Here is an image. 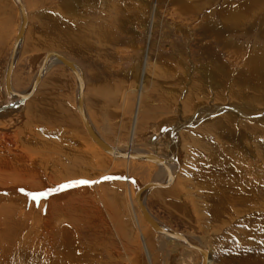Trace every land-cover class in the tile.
Masks as SVG:
<instances>
[{"label": "rangeland", "instance_id": "rangeland-1", "mask_svg": "<svg viewBox=\"0 0 264 264\" xmlns=\"http://www.w3.org/2000/svg\"><path fill=\"white\" fill-rule=\"evenodd\" d=\"M23 1L29 26L12 74L13 89L17 92L28 89L48 51L59 53L77 64L84 75L88 112L106 142L147 151L153 137L151 128L159 130L158 137L163 132L166 135L175 133V148L164 156L179 163L173 184L179 181L188 199L173 196L159 199L153 194L160 190H152L144 198L149 213L174 232L199 241L210 252V264H264V205L260 207L252 201L241 200L251 195L252 190L254 193L255 186L248 189L250 183L257 181L264 185V137L256 134L257 129H264V125L252 117L264 113L263 12L254 14V11L249 15L241 12L242 9H230L245 3L244 0H216L215 4L200 5V8L195 6L203 0H189L188 3L195 6L185 13L178 12V0ZM229 4L233 5L227 7ZM153 10L157 13L151 15ZM210 12L214 13L213 17H209ZM231 12L242 14L244 22L233 26L228 21ZM19 18L10 0H0V24L13 31L9 49L0 65V105L4 103V69L20 24ZM91 24L98 27L97 37L92 39L90 33L85 45L84 42L76 43L75 39L83 38ZM58 28L64 31L66 39L74 40L72 47L53 46L52 43L62 38L61 35L59 38ZM151 29L149 43L147 35ZM148 47V66L142 85L140 80ZM251 54L257 60L263 59L253 69ZM207 75L214 77L215 83L209 81ZM140 87H143L141 91ZM138 93L141 94V112L132 139ZM36 102H47L57 106L56 109L63 106V120L66 115L73 126H64L60 122L34 124L33 121L32 124L33 117H27L21 108H16L11 114L0 116V139L3 135L16 138L18 142L13 147L25 151L28 157L24 163L32 168L34 161L35 165L52 168L58 160L67 158V151L81 152L77 156L96 157L94 165H85V173L68 182L60 181L57 187L78 181L94 182L88 184L91 190L88 195L95 198L92 202L102 211L100 214L94 211L82 213L73 218V224L67 220L63 222V217L57 218L45 230L41 215H45L46 208L39 211L38 204L34 208L30 204L20 207L16 200L0 199V264L202 263L199 254L159 239L144 221L136 223L132 218L126 198L128 190L136 192L155 180L159 169L147 162L126 164L106 156L108 160L93 151L75 114L76 80L68 69L61 64L48 69L29 103ZM240 106L249 108L245 110ZM147 108L157 109L153 112L155 115L146 116L143 110ZM251 108L254 113L249 111ZM228 136L236 144H232V138ZM243 146L251 151L248 156L239 150ZM5 147L7 144L0 156L11 155V150ZM44 156L47 158L42 161ZM118 175L123 178H114ZM215 175H223L226 184L225 199L220 196V208L210 202L211 195L217 198L211 180ZM127 179H130L128 184ZM29 184L12 181L0 187L7 190ZM116 185L122 195V201H119L121 230L108 212L111 210L108 204L113 198L100 195L104 188H112L111 194H114ZM76 187L81 186L76 184ZM62 253L71 256L72 261L67 263ZM79 255L84 257L81 259Z\"/></svg>", "mask_w": 264, "mask_h": 264}, {"label": "bare ground", "instance_id": "bare-ground-1", "mask_svg": "<svg viewBox=\"0 0 264 264\" xmlns=\"http://www.w3.org/2000/svg\"><path fill=\"white\" fill-rule=\"evenodd\" d=\"M10 1L12 2V5L14 4L15 8L18 11L19 17H20L19 18L20 24H19V26L17 28V31H16V34L14 36L13 44H12V47L10 49V52H11V50L13 48L16 36L18 34V31H19V29L21 27L23 13L25 14L26 22H25V25H24L23 35L21 37L20 43L18 44L17 51L15 52V55H14V60H13L12 63H10L9 62V58H8L7 59V64L5 65L4 76H3V79H2V88H3V90H2L3 94L2 95L4 96V103L2 105H0V116L11 114L13 109H16V108L20 109L21 108L20 109L21 112H25L27 117H29V118L33 117L32 120H31L32 124H33V121L35 122L34 124H37V123H39V124H57L58 123L59 124V122H60L64 126H69V127L73 126V125H71V119H69L66 115H65V119L63 120V117H62L63 116V111H64V108H62L63 106H61V107L59 106L60 109H61V112H60L59 107H58V109H56L55 107H57V106H55V105L50 106L49 104H47V102H44L43 104L39 103V102H36V103H33V104L29 103L30 99L33 98L34 95L36 94V91L38 90V87H40L41 80L43 79V77H44L45 73L48 71V69L54 64H61L62 66H64L75 77V80H76V104H75V112L76 113L75 114L78 117L85 134L89 138V141H91L90 145L93 148V151L95 150V152H97L99 155H101V156H103L105 158L109 157V159L113 158V160H119L121 162L122 161L123 162H127L126 164H130L131 162H141V163L147 162V163L155 164L157 166V168L159 169V175H157L158 177L157 178L155 177L156 178L155 180L149 181V182L146 183V184H148V183H157V184L153 185V186L151 185L150 187H147L143 192L140 193L139 197H138V190L140 188H142L143 186L140 187L136 192L133 191L131 193L128 190L126 198L128 199L129 205L131 207V213L133 215L132 218H134L136 223H138V221L140 222L141 220L144 221L146 223V225L149 226V228L155 233V236H157L159 239L160 238L161 239H166V241H168V242H171V243L173 242V243H176L177 245L183 246L184 248H186L190 252L195 253V254H199L201 259H202V253L198 250L197 247L205 250L207 252V263L206 264H210V261H211L210 252L208 251L207 248L203 247V245H201L199 241H197L196 239H194L192 237H186V236L183 235L190 243L195 244L196 245L195 247L189 246L184 241H180L179 239H177V237L182 235V234L177 233L176 231L174 232L173 229H170V228L164 226L158 220H156V218H154L149 213V211L146 208L145 203H144V198H145L146 194L148 192H150V191L152 192V190L153 191L154 190H160V191H156L153 194L155 197H157L159 199L160 198L170 199L172 196L174 198L175 197L181 198V200L182 199H188L187 193L186 194L183 193L184 187L181 188V183L178 181V179H177L178 182L176 184H173L174 179L176 177V174H177V172H178V170L180 168L179 163L174 161L173 160L174 158L164 156V154H167L166 152L168 150H171V149L174 150V148H175L174 147V145L176 144L175 143L176 142V140H175L176 137L174 135L175 133L173 132V134L169 135V132H168V134L166 135L163 132V134L161 133L162 135H160L158 137V131L159 130L156 127L155 128H151L150 130L153 133V135H152L153 137L151 138V140H149L150 148L149 147L148 148L150 150H147V151H145V150H136L134 148L126 149V148H122L120 146L112 145V144H109L108 142H106L104 140V138H102V136L98 132V130L95 127L94 123L92 122L90 114L88 112L89 110H88V106H87L86 98H85L86 85H85V81H84L83 72H82L81 68L77 64H75L74 62H72L68 58L67 59L69 61H71L72 63H74L77 66V71L80 74L79 83H78V80L76 79V75H75L74 71L69 69L68 67H66L64 64H62L56 57L52 56V57L47 59L46 64L43 67L42 77L36 83V85L33 86V81H34L35 76H36V74L38 72V69L42 65V61H43V59L45 57L44 56L43 59L41 60L40 64H39L37 70H36V73H35L33 79L31 80V83H30V86L28 87V89L23 91V92L15 91L13 89V85H12V74H13V71H14L18 56L20 54L21 48H22L23 43H24V39H25V35H26V29L29 26L28 25L29 24V15H28V11H27L26 5H25L23 0H20V2L22 4V7H23V11L22 12L20 10L21 8H19V5H18V3L15 0H10ZM178 1H179V3L177 4L178 12H181V13L184 12L185 13L186 11H189L190 8L194 9L195 5L191 6V3H188L189 0H178ZM214 1L216 2V0L199 1V5H196L195 7L196 8H200V5H201V7H204L205 5H209V4L212 5V3H214ZM243 2H245V3H240V4L236 5V6L235 5L232 6L233 4L232 5L229 4V5H227V7L232 6L230 9H234V10H241L242 9L241 12H245L246 14L249 13V15L251 13H253L254 11H255L254 14L258 13V12H263V14H264V0H244ZM214 4H213V6H214ZM155 8H157V7H155ZM227 11H228V8H227L226 12ZM156 13H157V10H153L151 15L156 14ZM213 16H214V13L210 12V16L209 17H213ZM241 16H242V14H240L239 12L232 13L229 16V20L228 21L231 22L233 24V26L235 24L239 25L244 20V19H241ZM248 16H246V17H248ZM251 18H252V16H251ZM254 19H255V17H254ZM212 23H213V21H212ZM58 25L61 26V24H58ZM101 26H102V24H101ZM98 31L99 30H98V27H96V24L94 26L91 24L90 30L88 32H87V30L85 31L86 35L83 38H80V37L76 38L75 41H76V43L77 42H80V43L84 42L83 44L85 45L87 36L88 35L90 36V33H91V38L94 39V38L97 37ZM152 31H153V29H151V31H149L148 32L149 34L147 35V40L149 41V43H150V40H151V37H150L151 35L150 34H152ZM57 32L59 33L58 34L59 38H60V35L62 36V38H61L60 41H58L56 43H52L53 46H55V47H65V48L69 47V46L72 47V43H74V40L71 41L70 39H66V37H64V35H65L64 31H62L61 28H58ZM260 35H263V34L260 33ZM93 43L91 42L90 44H93ZM87 44H88V42H87ZM146 50H147V53L145 54L146 60L144 62V65H145L144 72L142 73V76L140 75L141 76L140 83H142V85H144V79H145V76H146V71H147V66H148L149 47ZM10 52H9V55H10ZM253 55L254 54L250 55L251 61H252L250 66H252V69L254 67H256V66H259L260 63L263 61V59L260 56H258L260 58H259V60H257L258 58H253ZM254 61H255L256 65H254ZM8 65H10V66H8ZM9 68L11 70L10 79L8 80V82H6V79H5L6 78V73H7V70ZM209 74H211V73H209ZM207 77H209V81L213 82V80H214V83H215L216 79H213L214 77L212 78L211 76H208V75H207ZM142 88L140 87V91L142 90ZM79 93H81V96H82L81 97V99H82V103L81 104H82V108H83V113L85 114V116H86V118H87V120L89 122L90 127L92 128L93 132L96 133L99 136V138L106 144V146H109V147H111L114 150L113 153L111 151L109 152L107 147H103L100 143H98V141L93 139L92 136L90 135V133L88 132L87 127H86V125H85V123L83 121L82 114L78 110V103H77L78 99L77 98H78ZM19 95H21V96L23 95L25 97L22 96V98H21ZM138 96L139 97L136 99V104H135L134 113H133L132 132H131V134H132L131 138L132 139H133V136H134V131H135V127H136L135 125L137 123V118H138V116H139V114L141 112V110H140V107H141L140 96H141V94H139ZM114 98L117 99V97H114ZM118 100L120 101V99H118ZM12 103H15V105H11ZM245 107L249 108V106H245ZM239 108L242 109L243 107L240 106ZM246 108H243V109L247 110ZM156 110L144 109L143 111H144L146 116H148V115L152 116V115H155L156 112L154 114H153V112L156 111ZM235 110L237 111L236 108H235ZM249 111H251V113L255 112V111L252 110V108L249 109ZM52 112H54V113H52ZM99 117H102V116L99 115ZM252 117H253V120L255 122H259L260 124L264 125V113L259 115V116H252ZM185 126H187V125H185ZM157 127H160V125L157 126ZM204 129H206V128H204ZM174 130H175V128L172 129V131H174ZM256 134H259V135L264 137V129H257ZM165 135H166V137H165ZM228 138H232V137L228 136ZM230 141H231L232 144H236V142L233 141V138ZM17 142H18V140L16 138H11L9 135L8 136L7 135H3L2 139H0V153H2V148L6 144H7L8 147H5V148H8L9 150H11V155L9 153H7L5 156H0V186H2V185L5 186V185L11 183L12 181L13 182H26V183H30V184L27 187L17 186V187L9 188L7 190H4L3 188L1 189V187H0V199H4V198L7 197L6 200H8V201L16 200V201H18L20 203V205H19L20 207H25V206L27 207V205L28 206L31 205V207L34 208L35 204H38L39 205V211H41V209L46 208L47 210L44 211L45 215L42 216L43 214L41 213L42 214L41 217L43 218L42 219L43 226H44L45 230L48 227V225L51 224L50 222L57 220V218L63 217L64 218L63 222L67 220V222H69V224H73L74 223V222L72 223L73 218L76 219V216H78V215L81 216L82 213H87L88 211H90V212L94 211L95 214H100L101 213L102 210L100 211V208L98 206H96V204H94V202H92L93 199H95V198L92 197V196L89 197V195H88L91 192L90 187H89L88 184H80V186H81L80 188L79 187L78 188L77 187L74 188V186L76 185L74 183H71V184L68 183V185H71V186H68V187H62V185L60 187H57V183H59L60 181H67L68 182V181H70V179H74V177H77V176L85 173L84 172L85 165L87 166V165H89V163L94 165L96 163V157L89 156L88 154L87 155L77 156L78 153L81 154V152H78L76 154L74 152L67 151L68 152L67 155L65 154L66 155L65 157H67V158L63 157L64 159L60 160V162L58 160L57 161L58 163H56V164L54 163L52 168H48L47 166H46L47 168L46 167L43 168V167H41V165H35L36 161H34V167L32 168L31 166L27 167V165H25V163H24L25 161H27V157H28L26 155L25 151L24 150H18V148L16 149L15 147H13V144H15ZM217 144H219V143L217 142ZM246 148H248V147L243 146L239 150L242 151V155L248 156V154H250L251 151L248 150L249 148L248 149H246ZM57 149H59V148H56V150ZM242 149H244V150H242ZM231 151H232V149H231ZM117 152H120V154H122V155L118 154ZM143 153L153 154L154 156L159 158V160H163L165 164L161 163V162L159 163L156 160L147 159V158H144V157H138L137 156L138 154H143ZM262 153L264 155V152H262ZM72 154H73V156H72ZM62 155H63V153H62ZM134 155H136V157ZM217 155L219 156V153ZM15 156L17 157L16 160H15V158H16ZM212 156L215 157V155H212ZM72 157H74L75 160H73ZM46 158H47V156L46 157L44 156V158H42V161H44ZM256 158H258V157H256ZM218 159H220V158H218ZM69 160L71 162H69ZM136 160H138V161H136ZM238 163H240V162H238ZM90 167H92V166H90ZM221 167L223 168V166H221ZM126 169H128V168H126ZM40 170L41 171H48V172L50 171V173L45 172L43 174ZM222 176L223 175H221V177L218 176V175H215L211 179L213 181V183H212L213 184L212 185L213 188H212V186H211V188L213 189V192L216 194L217 198L215 196L211 195L210 202L215 204V205H218V207L222 205V200L221 199L222 198L225 199L224 185H226V184L223 182V177ZM114 178L122 179L123 176L122 175H118V176H114ZM110 179H112V178H110ZM129 182H130V179H127V184ZM234 183H235V181H234ZM251 187H254V189H255L254 193H252V191H253L252 190L250 192L251 195L248 194V196L244 197L241 200L242 201H244V200L245 201H252L254 204L262 207L264 205V185L262 183H257V181H256L255 184L252 182V184L250 183L248 185V189L251 188ZM58 189H60V190H58ZM119 191H121V190L116 185L114 194H111V192H113L112 188H109V189L108 188H104L103 190L101 189L102 193L100 195H101L102 198L104 196H106L107 198H113L108 204V206L110 205V209L111 210L110 211L108 209L107 210L110 213V215L113 216L114 220L116 221V223H117L116 227L119 228V230H121V226L122 225L120 226V224H121L122 220H120V219L122 217V211H121V208H120V202L119 201H122V195H121V193ZM38 193H49V194L46 195V196L40 197L37 200H33L31 194H38ZM228 197H229V195H228ZM232 201H234V200H232ZM12 202H10V204ZM210 205L214 206L212 204H210ZM143 209H145V211ZM143 212H147L148 215L152 218V220H154L160 227L162 226L165 229L164 230L165 232L160 231V230H156L154 228V226L152 225V223L145 218ZM55 223L56 222H54L53 224H55ZM57 223H59V222H57ZM47 229H49V228H47ZM175 234L178 235V236H175ZM58 239H60V238H58ZM68 243H69V241H68ZM144 245H145V243H144ZM177 247H179V246H177ZM63 255H64V259H65V261L67 263L72 261L71 256L70 257L66 256L67 254H63ZM73 256H76V255L73 254ZM83 257H80V255H79V258L82 259ZM47 263H49V262H47Z\"/></svg>", "mask_w": 264, "mask_h": 264}, {"label": "water", "instance_id": "water-1", "mask_svg": "<svg viewBox=\"0 0 264 264\" xmlns=\"http://www.w3.org/2000/svg\"><path fill=\"white\" fill-rule=\"evenodd\" d=\"M17 3H18V5H19V8H21L20 10H21V12L23 11V7H22V4H21V2H20V0H15ZM25 22H26V19H25V14L23 13V16H22V23H21V27H20V29H19V31H18V34H17V36H16V39H15V42H14V45H13V48H12V50H11V52H10V55H9V62L10 63H12L13 62V60H14V55H15V52L17 51V47H18V44L20 43V40H21V37H22V35H23V30H24V25H25ZM52 56H54V57H56L62 64H64L66 67H68L69 69H71V70H73L74 71V73H75V75H76V79L78 80V83H79V81H80V74H79V72L77 71V66L74 64V63H72L71 61H69L67 58H65L64 56H62L61 54H59V53H55V52H53V51H48L47 53H46V55H45V57H44V59H43V61H42V65H41V67L38 69V72H37V74H36V76H35V79H34V81H33V86H35L36 85V83L40 80V78L42 77V73H43V67H44V65L46 64V61H47V59L48 58H50V57H52ZM8 66H10V65H8ZM10 74H11V70H10V68L7 70V73H6V82H8V80L10 79ZM21 98H22V96L21 95H19ZM23 97H25V96H23ZM81 93H79V95H78V100H77V103H78V110H79V112L82 114V118H83V121H84V123H85V125H86V127H87V130H88V132L90 133V135L92 136V138L93 139H95L96 141H98V143H100L103 147H107V149L109 150V152L111 151L112 153L114 152V150L111 148V147H109V146H106V144L99 138V136L96 134V133H94L93 132V130H92V128L90 127V125H89V122H88V120H87V118H86V116H85V114L83 113V108H82V99H81ZM22 100V99H21ZM11 105H15V103H12ZM118 154H120V152H117ZM120 155H122V154H120ZM135 157H136V155H134ZM138 157H144V158H147V159H152V160H156V161H158L159 163L161 162V163H164V161L163 160H159V158H157L156 156H154L153 154H150V153H143V154H138L137 155ZM165 164V163H164ZM157 183H148V184H146L145 186H143L142 188H140L139 190H138V197L140 196V193L141 192H143L147 187H150L151 185L153 186V185H156ZM141 205V204H140ZM144 211H145V209H143ZM144 213V216H145V218L148 220V221H150L151 223H152V225L154 226V228L156 229V230H160V231H163V232H165L164 230V228L161 226H159L154 220H152V218L148 215V213L147 212H143ZM167 232V231H166ZM174 235V234H173ZM175 236H178V235H176L175 234ZM177 239H179L180 241H184L186 244H188L189 246H192V247H195L196 245L195 244H193V243H190L183 235H180V236H178L177 237ZM198 248V250L202 253V264H206L207 263V252L205 251V250H203V249H201V248H199V247H197Z\"/></svg>", "mask_w": 264, "mask_h": 264}, {"label": "crops", "instance_id": "crops-1", "mask_svg": "<svg viewBox=\"0 0 264 264\" xmlns=\"http://www.w3.org/2000/svg\"><path fill=\"white\" fill-rule=\"evenodd\" d=\"M12 33L13 31L11 27L8 28L0 24V65L5 57L7 49H9L8 45L11 41Z\"/></svg>", "mask_w": 264, "mask_h": 264}, {"label": "snow or ice", "instance_id": "snow-or-ice-1", "mask_svg": "<svg viewBox=\"0 0 264 264\" xmlns=\"http://www.w3.org/2000/svg\"><path fill=\"white\" fill-rule=\"evenodd\" d=\"M90 183H94V182H90V181H78V182H75V184H90ZM68 186H71V185H65V186H62V187H68ZM48 194L49 193H38V194H31V196H32L33 200H37L38 198L46 196Z\"/></svg>", "mask_w": 264, "mask_h": 264}]
</instances>
